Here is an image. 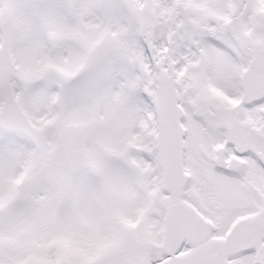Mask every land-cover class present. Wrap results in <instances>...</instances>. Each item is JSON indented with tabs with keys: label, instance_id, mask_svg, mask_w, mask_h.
I'll return each mask as SVG.
<instances>
[{
	"label": "snow or ice",
	"instance_id": "obj_1",
	"mask_svg": "<svg viewBox=\"0 0 264 264\" xmlns=\"http://www.w3.org/2000/svg\"><path fill=\"white\" fill-rule=\"evenodd\" d=\"M0 264H264V0H0Z\"/></svg>",
	"mask_w": 264,
	"mask_h": 264
}]
</instances>
